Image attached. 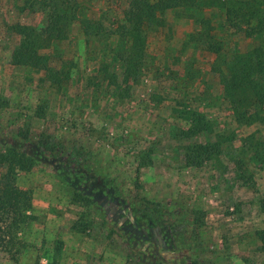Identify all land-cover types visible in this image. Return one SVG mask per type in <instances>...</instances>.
Here are the masks:
<instances>
[{
    "label": "rangeland",
    "instance_id": "rangeland-1",
    "mask_svg": "<svg viewBox=\"0 0 264 264\" xmlns=\"http://www.w3.org/2000/svg\"><path fill=\"white\" fill-rule=\"evenodd\" d=\"M47 1L42 28L54 13L71 35L40 51L63 72L61 87L15 68L14 26L1 34L0 154L14 149L36 163L10 178L0 164V198L5 187L26 193L35 217L19 201L17 211L0 207V235L14 238L0 243V264H45L59 241V264H264V124L235 121L218 75L237 45L264 49V40L234 45L243 30L232 31L221 11L168 10L147 30L138 81L126 83L132 53L120 30L131 0ZM76 20L83 33L77 25L71 34ZM209 42L221 44L219 55ZM193 111L212 135L185 138ZM215 141L221 154L186 165L187 146ZM75 192L92 205L75 202Z\"/></svg>",
    "mask_w": 264,
    "mask_h": 264
},
{
    "label": "trees",
    "instance_id": "trees-1",
    "mask_svg": "<svg viewBox=\"0 0 264 264\" xmlns=\"http://www.w3.org/2000/svg\"><path fill=\"white\" fill-rule=\"evenodd\" d=\"M208 1L213 0H131V13L127 18V25L122 26L120 30V36L129 39V50L132 53L123 61V64H125L124 81L126 83L130 81L136 83L138 81L146 57L147 30L163 25L161 16L164 12L183 8L192 11L197 7H204V4ZM37 3L41 4L39 10L47 13L51 1L32 0L31 2L28 1L26 6L36 9L34 7ZM222 4L221 12L224 15L225 22L229 23V27L243 30V25H246L247 29L243 31L248 36L264 33V0H227L223 1ZM62 15L66 16L68 13L62 12ZM189 17L196 19V22L202 26L210 25V20L207 18L197 19L194 14H189ZM46 23L47 25L42 29L19 24L14 26V32L21 39L13 51L12 63L15 66L27 67L37 72H45L48 74L50 83L61 87L63 80L61 74L63 72L51 68L49 57L41 54L40 51L54 46L55 42L65 39L64 37L68 38L70 32H67V28H64L65 22L61 19V15L49 13ZM68 29H70V24ZM196 35L202 41L203 34L198 33ZM208 38L211 40L213 36L210 35ZM220 47L221 44H218V42H209L207 48L210 52L219 55L221 52ZM218 75L224 98L230 105V111L233 113L235 121L242 126H252L256 121L264 124V117L260 114L264 111V49L253 47L248 51L235 53L224 67L218 68ZM184 120L189 124L187 130H185L186 139L196 138L204 134H213L211 123L201 112H190L184 116ZM221 145V142L218 141L204 144L193 143L187 146L184 161L189 167L199 168L215 155L221 154ZM256 152L258 151L256 150ZM35 163L34 158L16 152L14 149L0 154V164L6 170L5 178H10L9 176L15 174L18 170L29 172L35 166ZM1 190L4 194V200L0 198V207L15 208V211H17L19 207L14 202L19 201L23 208L21 211H25V218L35 219L32 215L26 214L31 208V204L26 202V193L17 189L11 190L8 187L1 188ZM74 200L87 207L92 205L90 199L80 192L74 193ZM198 219L195 218L194 223L199 221ZM88 227L89 225H85V231ZM0 233H3L1 226ZM13 240L14 238L11 235H0V243L8 244ZM55 246V251L46 255L47 262L45 264H59L58 256L62 254L63 243L61 241L56 242ZM38 264L41 263L38 262Z\"/></svg>",
    "mask_w": 264,
    "mask_h": 264
},
{
    "label": "crops",
    "instance_id": "crops-1",
    "mask_svg": "<svg viewBox=\"0 0 264 264\" xmlns=\"http://www.w3.org/2000/svg\"><path fill=\"white\" fill-rule=\"evenodd\" d=\"M30 0H0V40H1V34L2 31H4L5 29L7 30H11V26H15V25H22V26H32L35 27L37 29H41L42 26H44L45 24V12L43 10H39V9H32L29 8L28 6H26L27 2ZM223 1H227V0H213V1H208L206 4H204V9L206 12H208L210 15H215L216 13L219 14L220 11L222 10V3ZM64 13H69L66 9L63 11ZM77 25H79V29L81 30L80 33H83V28L81 26V24L79 23V20L77 21H72L70 23V30H71V34L74 33V27H76ZM231 30L234 31L235 33H237V29L234 27H231ZM247 29L246 25H243V30ZM187 34H190V31L185 30ZM11 32L15 35V47L20 43V36L14 32V30H11ZM71 35L69 34L68 38H70ZM264 40V33H259V34H253V35H246L245 31H242V33H238L237 35L234 34V45L237 44L236 41H240L242 42L243 46L248 47L252 42L256 41H261ZM65 45H63L64 47ZM238 47L236 48V53H240V52H245V49H241L240 45H237ZM61 46L58 45L56 47L57 52L56 54L58 55H62L59 54L61 53L64 48H60ZM15 49V48H14ZM12 50V54L13 51ZM11 59H12V55H11ZM13 65V64H12ZM15 68L16 67H23V66H15L13 65ZM26 70H30V68L27 67H23Z\"/></svg>",
    "mask_w": 264,
    "mask_h": 264
}]
</instances>
